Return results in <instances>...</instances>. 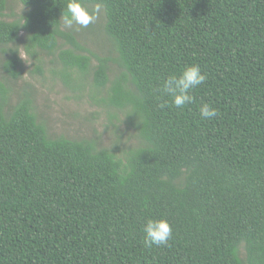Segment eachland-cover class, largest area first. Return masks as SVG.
<instances>
[{"label": "trees", "instance_id": "trees-1", "mask_svg": "<svg viewBox=\"0 0 264 264\" xmlns=\"http://www.w3.org/2000/svg\"><path fill=\"white\" fill-rule=\"evenodd\" d=\"M18 1L10 18L0 0L5 76L46 54L67 85L90 73L101 93L113 63L121 74L99 102L139 143L50 136L32 93L6 109L0 82V264H264V0H82L100 4L117 55L93 69L63 25L67 0ZM191 65L207 79L177 108L160 89ZM203 103L218 116L202 119ZM148 219L169 222L167 245H144Z\"/></svg>", "mask_w": 264, "mask_h": 264}, {"label": "rangeland", "instance_id": "rangeland-1", "mask_svg": "<svg viewBox=\"0 0 264 264\" xmlns=\"http://www.w3.org/2000/svg\"><path fill=\"white\" fill-rule=\"evenodd\" d=\"M24 10L18 0H9L7 14L10 18L18 17ZM104 19V11L100 8L92 30L76 25L73 26L74 29L69 28L74 31L79 44L86 49L92 69L98 64L97 58L117 57L103 32ZM21 58L22 75L16 82L7 78L0 67V82L8 92L6 109H9L24 91L31 92L36 116L45 124L50 136L70 140L94 138L98 140L99 147L117 151L139 143L137 132L130 124L128 116L99 102L106 97L105 91H108L121 74V70L113 63H108L111 72L108 74L107 89L98 93L93 87L90 73L85 76V80L74 81L72 86L61 80L57 72L62 67L54 56L40 54L37 57L39 60L24 55H21ZM38 65L41 71L38 70ZM74 78L83 79L78 74H75ZM81 82L85 84L83 90H79Z\"/></svg>", "mask_w": 264, "mask_h": 264}, {"label": "clouds", "instance_id": "clouds-1", "mask_svg": "<svg viewBox=\"0 0 264 264\" xmlns=\"http://www.w3.org/2000/svg\"><path fill=\"white\" fill-rule=\"evenodd\" d=\"M67 14L63 17L65 28H73L74 25L80 28H87L93 24L100 13V4H95L92 9L84 6L82 0H67ZM207 76L202 73L199 65L187 66L179 75L169 76L162 84L160 91L171 97L172 105L183 108L193 101L190 91L206 82ZM167 102L160 107H166ZM199 114L202 119L211 120L218 116L217 109L207 103L199 107ZM143 243L146 247L153 245H167L172 237V227L166 219H148L143 226Z\"/></svg>", "mask_w": 264, "mask_h": 264}]
</instances>
